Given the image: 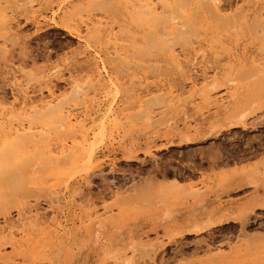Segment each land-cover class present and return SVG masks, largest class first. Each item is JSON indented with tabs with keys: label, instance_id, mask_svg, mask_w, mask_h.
Returning a JSON list of instances; mask_svg holds the SVG:
<instances>
[{
	"label": "rangeland",
	"instance_id": "1",
	"mask_svg": "<svg viewBox=\"0 0 264 264\" xmlns=\"http://www.w3.org/2000/svg\"><path fill=\"white\" fill-rule=\"evenodd\" d=\"M39 1L0 0V148L6 144L10 149L0 153V264H43L50 255L49 233L61 231L66 222L76 228L74 212L85 222L111 214L117 220L130 217L126 227L135 240L146 243L143 250L112 253L105 259L100 253L89 255L86 264H231L234 258L225 256L231 248L241 252L235 264H257L254 249L264 242V206L247 202L253 188L241 176L243 165L247 170L264 156V111L230 120L224 112L208 110L209 103L200 100L197 88L211 77L213 56L218 54L221 63L226 60L218 48L210 52L206 43L198 45L193 37L186 39L182 34L179 39L176 36L178 43L167 45L171 52L166 47L161 54L159 36H151L153 32L149 36L144 26L149 19L155 21V15L150 13L147 21L146 13L139 16L141 20L129 17L125 21L117 12L123 2L130 11L127 5L133 8L140 0H102L103 4L97 0L100 3L95 5L82 0L79 7H74L78 0H49L47 6ZM142 1L156 8L160 4L159 0ZM241 2L226 0L225 13L240 4L252 14L253 6L257 12L260 4V0ZM162 19L151 23L164 25ZM158 25L163 33L165 28H177L172 23ZM146 35L156 39L157 45L153 40L148 41L153 46L146 44L151 39ZM132 37L138 41L134 43ZM143 44L147 49L142 51ZM129 46L133 50L127 51ZM129 52L138 55L132 57ZM145 55L151 58L144 60ZM75 82L83 85V99L81 95L63 104L66 99L61 97L70 93ZM220 88L212 95L225 92ZM58 99L63 107H57L58 103L50 110L40 108ZM122 106V112L114 110ZM21 134L26 141L20 142ZM3 137L11 142L7 144ZM72 147H79L84 156L66 164L60 155ZM141 181L147 183L148 193L160 184L175 186L169 198L177 222L184 224L181 231L145 216L147 207H133L130 213L131 202L117 200L133 193L131 183ZM64 183L70 184L68 190ZM73 190L80 195L59 208L54 194L64 192L68 197ZM191 196L196 199L192 205ZM58 210L71 213L70 218L65 221ZM189 215L199 223L198 230L192 227V218L187 222ZM249 244L254 249H247ZM142 251L145 255L140 256Z\"/></svg>",
	"mask_w": 264,
	"mask_h": 264
},
{
	"label": "bare ground",
	"instance_id": "2",
	"mask_svg": "<svg viewBox=\"0 0 264 264\" xmlns=\"http://www.w3.org/2000/svg\"><path fill=\"white\" fill-rule=\"evenodd\" d=\"M29 1L32 2L33 0H29ZM62 1H64V0H62ZM80 1H82V0H78L77 3H75L76 5L73 4V5H75L74 7H79V5H80L79 3H81ZM92 1H94V3L91 2L90 0H89V3L91 2L94 5H95V2H98L97 0H92ZM99 1L101 2V4H103L105 2L104 0H103L104 2L102 0H99ZM154 1H156V0H154ZM223 1L222 0H200V1H197V0H159V3L161 4L160 11H159V9H158V11H156L157 8H159V5H160L159 3H158L159 5L156 8V7H153L151 4H149L151 6H148V1L146 4H144L143 1L141 3V0H140L139 3H137V4H139L137 8H135V6L137 5L136 3H135L136 5H135L131 2V4L135 5L133 8L127 5V7H129L128 9H130V11L127 10V8L125 7L126 5L123 6V4H127V3L123 2L122 6L117 7V12L125 21L129 20V17H130V19H131V17H135V18H137V20H141V18L139 16L142 15L143 13L147 14L146 16L143 15V17L145 16L144 19H146L147 17L149 18V16L151 17V15H150V13H151V14L155 15L154 18H156L157 20L160 19V21H161V19L163 17L162 20H164V22L167 23V25H166L163 22L164 23V25H163L162 22L159 21L160 22L159 23L157 21L158 23L155 25L160 24V25H163V27H166V26L169 27V26H171V25H169V23L170 24L172 23L171 27H173V26L177 27L176 30H174V29L168 30L169 28H167V30H166V28H165V31L163 33V30H164L163 27H162L163 30L161 29V32L159 29L161 26H159V25L156 26L159 30L155 27L154 23L156 22V19L153 18V20H155V21H152V19H149V22L147 25H145L147 22L145 24L142 22L144 24V26L146 27V29H148V31L146 32L148 35L151 32H153V34L152 33L150 34L151 36L157 37L156 39H158V36H159L160 40L158 39L156 42H158V48L160 47V49H161V54L163 53L162 51H165L166 47H167L166 51L168 50L167 45H172L173 42L177 39L176 36H178V39H179L182 34L186 35V39L188 38V36H191V39L194 38L195 39L194 42H196L198 45L206 43V45L210 49V52L214 51L213 48H218L217 51L219 52V54H221L220 56H223L224 58H226V60H225V62L221 63V62H219L218 54L213 56V60L215 63L213 62L212 63L213 65L211 66L212 71H213L212 75H211V77H209V80H206L205 83H203L201 86H199L197 88V90H198L197 94H198V96L202 102L207 101L206 103H209L208 110L213 109L212 112H217V114H219L218 112H221V113L224 112L225 118L232 120L233 118L239 117L241 115L250 116L252 113L255 114L254 112H261L262 113V111H264V16L262 15V10L264 9V0H260V4L259 5L257 4L258 5L257 12L255 10L256 8H254L255 6H253L252 9L254 10V12L252 14L248 13L249 10L248 11L244 10L243 9L244 7L243 8L238 7V6H240V4L238 6H235V4H234V9L231 12L229 11V12L225 13L224 9H226L225 8L226 6L224 3L226 0L224 1V3H223ZM241 1H244V2H241L242 4L246 2V0H241ZM100 2H98V3H100ZM127 2H128V0H127ZM228 2L230 4V1H228ZM39 3L41 5L47 6L50 3V1L49 0H40ZM11 4L15 5L16 3H11ZM11 4H8V5H11ZM223 4L225 7L223 6ZM73 5H71V6L73 7ZM251 5H253V4H251ZM222 7H224V8H222ZM3 8H5V6ZM69 8L71 9V7H69ZM148 12H149V15H148ZM159 12L160 13L162 12V15L164 13L165 14L167 13L166 15L164 14L166 17L161 16ZM156 15L158 17L160 16L161 18L160 17L158 18ZM147 20L148 19H146V21ZM151 22H154V23H151ZM149 23L155 27L153 29L156 30L157 32L154 33V30L152 29V26L149 25ZM149 27H151L152 31H149L150 30ZM121 28H123L124 30L127 29L125 26L121 27ZM88 29H90V28H88ZM141 29L142 28H140V30ZM92 30H94V29H92ZM123 31H122V33H124ZM143 31H142V33H143ZM170 31H172V32H170ZM175 31L176 32L178 31V32L176 33ZM158 32H160V35ZM126 33H128V32L125 31V34ZM140 33H141V31H140ZM90 34H91V32L89 33V35ZM179 34H180V36H179ZM144 35L145 34H143V37H144ZM82 36H87V35H82ZM149 36H147V37H149ZM160 36H162V37L164 36L165 38H162V39H166V40H161ZM167 37H168V39H167ZM149 38H151V37H149ZM135 39L134 38L132 39V40H134L133 41L134 43L138 41ZM146 39H144V40H146ZM188 39H190V38H188ZM144 40L142 42L145 43ZM151 40H153V38L147 40L146 44H149L150 42L148 43V41H151ZM155 40H153V42ZM168 40L170 42L171 41L172 42L167 43ZM184 40H185V38H183V41ZM191 41H193V40H191ZM153 42H151L152 44L150 43L149 45L153 46L154 43L157 45L156 42H154V43ZM180 42L182 43V41H180ZM186 42H187V40H186ZM159 43L161 46H159ZM177 43H178V41H177ZM174 44H176V43H174ZM128 45L129 44H127L126 46H128ZM145 45H144V47L141 46V47H143L141 49L142 51L145 50V48H146ZM181 46H182V44H181ZM201 47H202V45H201ZM154 48H155V46H154ZM163 48H164V50H162ZM127 49H130V51L133 50V48L131 49L130 46H129V48L127 47L126 50ZM137 49L140 50V48H137ZM160 49L156 48L157 51L158 50L160 51ZM170 49H171V46H170ZM197 49H198V47H197ZM171 50L170 51L168 50L167 52H171ZM166 51L164 52V54L166 53ZM133 53L134 52H132V53L129 52V54L131 56ZM135 54L138 55L136 52H135ZM135 54H133V55H135ZM141 55H142V53H141ZM169 55L172 56L171 53H169ZM173 55H175V54H173ZM207 55H206V58L208 57ZM137 57H141V56H137ZM144 57L147 58L146 55ZM175 57H176V55H175ZM204 57L205 56L203 55L202 58H204ZM150 58H151V56L147 59H144L142 57H141V59L140 58H138V59L141 61L143 59L148 60ZM163 58H166V57L164 56ZM159 59H162V58H159ZM204 60H205V58H204ZM201 62L202 61H200V63ZM173 67H174V65H173ZM205 77H206V75H205ZM78 83L76 84V82H75V85L73 84V86L70 90V93L67 96L61 97V101L66 99L65 101H63V104L66 103V101L68 99H71V98L76 99V97H77V99H81V95H82L81 92L83 89V87H82L83 85L80 86L81 83L80 84H78ZM220 87L225 92L220 93L219 95L218 94L212 95V93H214V91ZM78 96H79V98H78ZM124 97H125V95H124ZM154 97H156V96H154ZM59 99L54 104H51L49 102L50 104H48V105L46 104L44 106L42 105V107L40 106V108H44L47 110L53 109L60 102ZM82 99H83V95H82ZM63 104L61 102L57 105V107H60V106L63 107L64 106ZM70 104L71 103H69V105ZM126 104H125V106H126ZM149 105H147V106H149ZM164 105H165V103H164ZM66 106H67V104H66ZM84 107H86V106H84ZM150 107H152V106L150 105ZM120 108L114 109V110L116 112H119V111L122 112L123 106ZM162 108H163V106H162ZM142 110H144V109H142ZM159 110H161V109H159ZM157 112H158V110H157ZM164 112H165V109H164ZM136 113H138V112H136ZM148 115H147V117H148ZM130 117L131 116H129V118ZM149 118L152 120L151 115ZM158 118H160V117H158ZM153 119H155V118H153ZM245 119H247L246 116H245V118L242 119L244 121L243 124L247 122V121L245 122ZM242 120H240V122H242ZM237 122L239 123V121H237ZM230 123L232 126H235L232 121ZM215 125H216V123H215ZM213 130H215V129L213 128L212 131ZM217 130H218V128H217ZM217 130H215V131H217ZM188 131H190V130H188ZM215 131H213V132H215ZM22 135L23 134H21V137L18 136V139H20V142L23 140L26 141L24 139V136H22ZM4 137H3V141L7 142V144H8L9 138H5V140H4ZM20 142L17 141L16 144H18ZM3 144H5V143H3ZM10 145L15 146V144L13 142ZM4 146L6 147L7 145L5 144ZM12 146H10V147H12ZM5 147H3L4 149L0 148V153H1V149L4 150L5 153H7L6 151L9 148L6 149ZM13 148L14 147H12V149ZM8 151H10V149ZM80 153H81V149L79 147H76V148L72 147L71 149H68L67 151L63 150V154H61L60 157L64 160V163L66 162V164H72L73 162L76 163L79 156L83 155V154L81 155ZM0 156H3V155L1 154ZM5 156H8V154H6ZM242 168L245 169V171H243V173H242L243 175L241 176V179L246 184H250L251 187L253 188L252 195L250 196V198H248L247 202L253 201V200L259 201L264 206V156L261 157L260 161L255 163L253 167L250 166V167H248L249 169L247 168V170H246L245 166L243 165ZM142 181L140 184H142ZM146 181L144 180V182H146ZM132 184L136 185V183H134V182L131 183V185ZM138 184L139 183H137V185ZM140 184L138 185L139 187L137 185L136 186L133 185L134 187L132 186L133 187V190H132L133 193H129V195L123 193L124 196H120L119 198H117V200L119 202H121V201L131 202V205L129 206V212L130 213L135 211V209H133V207L141 206V207H144V209L147 207L146 210H143V214L145 216L147 215L149 218L152 217V218L158 219V221L162 225H165L168 228H169V226H173L174 228L178 227L181 231V228L183 227L184 224L177 222V220H176V208H175L173 203H170L172 199L169 198L170 195H173L174 191L176 190L175 186L173 187L170 184V186L172 187L171 188L167 184V185H165L166 188H163L165 186L158 184L159 187L162 186V189L159 187H155L156 189L153 188L155 190V192H153L151 189L152 187H151L150 188L151 193H148V192H146V190H149V187L147 188V185H146L147 183L141 185L143 190H142ZM63 186H65V189L68 190L70 187V184L64 183ZM134 188H135V190H134ZM196 193H193V194H196ZM74 195L79 196L80 194H79V192H76L74 190L69 192L68 197L65 196L64 192L59 193L57 195L55 193L54 194V200H56L57 206H59V208H60V206H61V208H63L62 206H65L66 204L69 205L70 203L74 202V197H75ZM125 195H127V196H125ZM175 195L177 196V194H175ZM49 196H51V195H49ZM195 196H193V197L191 196L192 197L191 205L195 203V200H196V199H194ZM47 197H48V195H47ZM177 200H179V199H177ZM149 202L151 204H149ZM123 207L121 209H123ZM260 207H261V205H260ZM58 211H60L58 213H61L62 215L65 216V221H67L70 218V217H68V215H71V213L66 214L65 210H62V212H61V210H58ZM79 212H81V211H79ZM73 215L75 217L77 216V218H78V223H79V224L77 223L78 227L76 226V228H73V226H71V225L66 226V224H71V223L66 222L61 231H55L52 233V235L49 233V235H48L49 247L47 248V251L50 255L45 259L43 264H69V262H71V263L73 262V257H74V262H73L74 264H86L88 259H85V258L88 257L89 255H93L95 253H100L101 255H103L101 258L105 259V258H109L110 254H112V253L114 255L115 254L116 255L117 254L122 255V253L125 250H127V251L130 250L131 252L143 250L142 247H143V245L146 244L144 241H140V239L135 240V238H134L135 236L134 237L132 236L133 235L132 230H129V228L126 227L130 217L128 220H125V219L117 220L118 218L115 219L114 215L111 214V215L105 216L103 218H99L96 221L85 222L81 219L82 215H79V213L76 214L74 212V214H72V218H73ZM236 217L239 218L240 216H236ZM186 218H187L188 223H190L189 220H191L190 218H192V221L194 223V225H192V227L194 229H197V230L199 229V226H198L199 223H196L194 216L192 217V215H189ZM243 219H245V218H243ZM227 220H228V218H227ZM235 220H236V218H235ZM75 223L76 222H74V224ZM139 232H140V230H139ZM168 233H169V231H168ZM173 235H174V233H173ZM119 240H120V242H118ZM253 244L255 245V243H253ZM255 246H257V247H255L256 249H254V246L252 244H249L246 247H247V249H249V247H252L256 251L255 259H256L257 264H264V242L260 243L259 245H255ZM233 249L234 248H231V250L225 255L226 258H234L235 259V260L230 259L231 261L229 260L231 262V264L232 263L235 264L238 261L239 256H241L240 250H237V249L233 250ZM145 250L146 249H144V252H145ZM141 253L143 255H145L142 251V252H140V256L142 255ZM216 253H218V252H216ZM213 256H216L215 253L212 254V257ZM245 256H246V253H245ZM129 257L130 256H128V258L125 257L126 258L125 260L129 259ZM75 259H76V261H75ZM226 261L228 262V260H226ZM125 263H127V262H125ZM33 264H37V262H34Z\"/></svg>",
	"mask_w": 264,
	"mask_h": 264
}]
</instances>
